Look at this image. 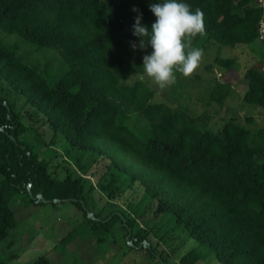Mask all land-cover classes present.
<instances>
[{"label":"trees","instance_id":"16d2710c","mask_svg":"<svg viewBox=\"0 0 264 264\" xmlns=\"http://www.w3.org/2000/svg\"><path fill=\"white\" fill-rule=\"evenodd\" d=\"M158 2L164 0H0V32L53 50L66 66L50 84L0 40V84L7 88L0 95V253L7 254H0V264L21 251L20 244L15 247L20 234L10 204L18 199L25 207L36 205L37 195L55 207L70 203L81 212L78 226L60 241L63 249L78 230L86 232L94 248L104 246L119 225L126 248L169 264L152 247L148 232L136 227L138 221L147 226L143 217L155 203L156 213L171 215L196 242L178 264H199L209 257L218 264H264V128L253 131L230 118L215 135L196 127L197 118L185 117L179 107L154 102L155 91L146 82H130L133 75L144 74L143 59L137 61L129 47L141 40L133 35L135 19L142 13V25L150 30L156 17L149 5ZM178 2L204 13L205 33L193 40L203 52L211 45L257 42L264 0ZM141 50L152 51L150 45ZM213 63L226 71L236 65L219 53ZM244 77L243 102L264 109V63L248 67ZM228 88L229 83L216 82L210 101L222 105ZM12 93L32 109L29 120L35 123L41 115L63 138L62 178L21 139L31 126ZM119 176L130 185L138 182L142 199L104 217L94 213L92 191L104 202L113 201L121 189ZM81 201L98 221L87 218ZM129 230L132 247L125 241ZM142 242L148 246L138 248ZM27 264L52 263L41 255Z\"/></svg>","mask_w":264,"mask_h":264},{"label":"rangeland","instance_id":"374dc122","mask_svg":"<svg viewBox=\"0 0 264 264\" xmlns=\"http://www.w3.org/2000/svg\"><path fill=\"white\" fill-rule=\"evenodd\" d=\"M0 40L16 51L17 56L26 65L46 77L50 84L54 81L53 74L66 70V66L53 50L21 43L19 37L8 36L2 32ZM129 47L137 61L146 55V52L138 47L135 51L131 44ZM217 53L222 58L235 59V67L226 71L216 66L213 59ZM263 63L258 42L237 45L234 48L211 45L203 52L199 67L190 78H184L179 74L176 83L166 89L161 90L145 72L142 75H133L130 82L139 79L146 82L155 91L154 102H167L173 107H179L185 117L197 118L196 127L211 130L215 135L220 134L223 124L230 118L235 119L238 125L256 131L264 128V109L243 102L242 98L247 90L244 73L251 65ZM218 81L229 83L227 98L222 105L210 101V95ZM6 89L0 84V95L7 91ZM11 100L15 101L18 107L24 106V122L31 126V130L21 139L32 146L40 159L49 163L50 171L62 178L63 168L66 167L63 162L65 148L63 138L52 133L41 115H36L35 123L29 120L27 114H32L33 111L25 104L24 98L12 93ZM248 118H251L252 123L247 122ZM90 181L94 185L92 178ZM117 182L121 189L113 201L104 202L105 199L96 190L92 191L91 207L94 213L100 212L104 217L115 211L116 207L125 210L128 203L142 199L143 188L138 182L130 185L124 176H119ZM10 207L16 213L20 234L15 247L20 244L21 251L18 250L19 256L8 264H27L41 255H47L52 264H157L146 256L144 251L125 247L123 232L119 225L113 226V241L110 239L104 246L94 248L93 240L86 238V232L78 230V237L63 249L60 246L61 239L78 226L82 218L81 212L70 203L58 204L57 207L48 203L25 207L16 199ZM154 209L155 203H152L143 217L144 221H148L147 226L143 227V222L138 221L136 227L144 228L148 232L152 247L169 264H178L179 259L196 246V242L190 239L181 227L175 225L171 215L156 213ZM0 254L2 258L7 255ZM199 264L218 263L209 257Z\"/></svg>","mask_w":264,"mask_h":264},{"label":"clouds","instance_id":"9594fccd","mask_svg":"<svg viewBox=\"0 0 264 264\" xmlns=\"http://www.w3.org/2000/svg\"><path fill=\"white\" fill-rule=\"evenodd\" d=\"M150 11L156 17L151 29L142 25L140 13L133 25V35L140 37L137 46L131 43L135 51L137 47L146 49L151 46V54L143 56V70L161 89H166L177 81L176 73L190 78L198 69L203 49L193 46L197 35L205 33L204 13L200 9L192 10L187 3L178 0H164L163 3H151Z\"/></svg>","mask_w":264,"mask_h":264},{"label":"water","instance_id":"95a60500","mask_svg":"<svg viewBox=\"0 0 264 264\" xmlns=\"http://www.w3.org/2000/svg\"><path fill=\"white\" fill-rule=\"evenodd\" d=\"M0 130H2V129H0ZM34 199H35V204H40V203H42V204H46V203H48V201H46V200L43 198L42 195H37L36 197H34ZM53 203H54V204H58V203H60V200H53ZM81 205H82L83 209L86 210V208H85V206L83 205V202H82V201H81ZM86 212H87V218H88L89 220H94V221H98V220H99L98 218H95V217H94V215H93L92 212H90V211H88V210H86ZM118 215H120V214H118ZM120 216H121V215H120ZM109 219H110V217H109L107 220H109ZM103 222H105V221H103ZM130 235H131V231L129 230L128 235H127V237L125 238V241L128 243V245L132 246L133 244H132L131 242H129V237H130ZM141 246H143V247H147L148 244H147V242H142L140 245H138V248H140Z\"/></svg>","mask_w":264,"mask_h":264},{"label":"built area","instance_id":"2783aa9c","mask_svg":"<svg viewBox=\"0 0 264 264\" xmlns=\"http://www.w3.org/2000/svg\"><path fill=\"white\" fill-rule=\"evenodd\" d=\"M260 6H262V4ZM257 28H258L257 42L260 45L261 58L264 60V16L258 22Z\"/></svg>","mask_w":264,"mask_h":264}]
</instances>
